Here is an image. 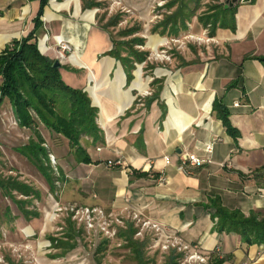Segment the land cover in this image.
I'll use <instances>...</instances> for the list:
<instances>
[{
  "label": "crops",
  "instance_id": "obj_1",
  "mask_svg": "<svg viewBox=\"0 0 264 264\" xmlns=\"http://www.w3.org/2000/svg\"><path fill=\"white\" fill-rule=\"evenodd\" d=\"M89 1L48 0L33 39L52 60L57 41L72 45L70 60L61 63L62 79L85 91L98 110L101 139L94 144L88 137L80 140L90 163H78L68 141L42 125L48 136L66 141L67 153L61 154L56 147L55 153L65 182L76 184L71 200L124 218L136 213L163 232L198 245L208 256L217 251L218 264H264V244L247 245L236 233L213 231L214 222L204 208L209 199L219 198L228 209L264 215V62L258 59L264 56V0L223 5L233 15L218 16L215 25L201 21L211 1L200 0L176 35L157 26L164 14L175 10L176 5L165 7L170 0H114L136 12L137 33L143 45L153 50L168 37L207 38L204 44L184 46L167 65L133 63L129 72L126 64L108 54L113 48L111 35L98 25L96 5L84 7ZM159 2L164 3L161 18L148 28V11ZM38 9V0H0V53L34 30ZM214 101L227 110L236 137L227 133L216 116ZM37 130L45 145L39 126ZM207 142L213 143L211 154L204 150ZM186 153L209 157L211 162L181 172L177 166ZM117 160L119 164H107ZM159 176L164 181H158ZM42 178L49 192L56 193V186L52 191ZM36 214L24 219L39 217ZM78 241L79 237L73 250ZM71 251L56 258H65Z\"/></svg>",
  "mask_w": 264,
  "mask_h": 264
},
{
  "label": "trees",
  "instance_id": "obj_2",
  "mask_svg": "<svg viewBox=\"0 0 264 264\" xmlns=\"http://www.w3.org/2000/svg\"><path fill=\"white\" fill-rule=\"evenodd\" d=\"M38 1L39 9L34 18V30L25 38L13 40L0 53V102L7 99L17 126L31 130L32 136L29 137L27 143L18 147L17 151L36 167L53 191L57 178H55V173L49 164V152L37 130L38 126L41 124L51 133L65 138L78 163L91 162L80 144L81 138L88 137L93 144L101 138L100 129L96 122L98 110L91 105L87 93L82 89L73 88L66 84L62 79L60 68L53 67L54 60L42 54L37 42L33 40L35 29L41 25L40 17L48 2V0ZM210 1L206 4L205 14L201 19L204 25H215L218 16H226L229 12L231 13L230 8L225 9L220 0ZM192 3L194 6L190 7L189 5ZM92 5H96L93 0L89 3L84 2V7ZM174 5H176L175 10L170 14H164L157 26L161 27L163 32L168 31L170 34L176 35L179 29L185 27V21L194 15L200 5V0H170L165 4V7L171 8ZM212 11H216V13L214 14ZM100 21L98 19L99 23ZM117 21L118 16L109 18L100 27L109 32V27H114ZM139 31L140 27L133 25L120 30L118 33L121 37H127ZM111 38L113 48L108 54L126 64L128 72L134 68L133 63H142L146 60L147 52L135 48L137 45H143V38L139 36L124 40H115L113 36ZM121 50H125L126 54L122 55ZM258 59L264 62V56ZM212 109L221 120L227 133L236 137L237 130L231 125L227 110L217 101H214ZM0 190L4 196L21 205L20 209L25 218L37 216V212H29L22 205L30 203V198L39 195L30 184L18 180L16 177L0 175ZM15 194L24 196L26 200H16ZM204 208L210 213L214 222L213 231L236 233L247 245L264 244V215L261 212L253 211L245 215L239 209L226 208L219 198L209 199ZM66 222L62 236L48 237L52 247L59 250L52 255L53 258L64 256L73 250L76 247V238L80 237L82 232V228L76 227L75 222L70 217L67 218ZM124 227V229H118L117 237L125 242V246L130 249L138 264H147L142 260L140 254L144 242L133 239L137 228L130 221H126ZM107 243V239L99 242L96 253L103 252ZM181 257V253H175L172 250L165 264H178ZM95 261L96 264L100 263L99 259ZM220 261L216 255L212 254L209 256L208 264H218Z\"/></svg>",
  "mask_w": 264,
  "mask_h": 264
},
{
  "label": "rangeland",
  "instance_id": "obj_3",
  "mask_svg": "<svg viewBox=\"0 0 264 264\" xmlns=\"http://www.w3.org/2000/svg\"><path fill=\"white\" fill-rule=\"evenodd\" d=\"M96 2V20L100 19L98 25L104 24L107 19L118 16V21L114 27H109L110 35L115 40H124L139 36V33L127 37H121L119 31L136 25L138 21L136 12L131 7H125L120 1L114 0H93ZM163 2H159L151 7L148 12L150 24L161 18L160 11ZM146 34V33H143ZM164 42L151 49L146 44L137 45L135 48L139 51L147 52V63L157 65H167L171 63L177 51H182L188 44L201 45L207 41L204 35L194 36L186 35L179 38H164ZM69 46V50L62 52L60 55L61 45L58 42L53 45L56 54L55 60L64 63L74 48L70 43L62 40ZM124 52V51H123ZM70 60V59H69ZM39 129L45 136V146L48 152L53 155L57 171L55 172L56 193H50L48 186L39 172L31 165L23 155H20L17 148L27 143L31 132L28 129L17 127L13 119L8 101L0 108V175L4 177L12 176L18 180L30 184L38 192V196L29 199L30 203L22 204L29 212H38L40 215L31 220L24 219L21 212V205L16 204L7 196H4L0 190V264H94L99 259V264H138L133 258L132 252L125 246V242L117 237V234L111 238L100 233L97 229L85 228L79 221H75L76 227H81L82 232L79 237V246L71 251L65 258H51L58 251L52 247L48 237H59L64 231L69 217L65 207H95L94 204H83L71 200L70 193L76 194V184L70 185L65 182L64 173L60 170V165L55 153V147L59 148L61 154L67 153L66 141L55 135L48 136L42 125ZM68 170V167L64 168ZM64 172V171H63ZM80 193V192H79ZM16 200H26L24 196L15 194ZM28 200V199H27ZM94 205V206H93ZM61 208V209H58ZM105 214H110L113 218L112 228L118 232V229H124L126 218L133 222L137 231L140 229L139 224L132 220V216L122 217L110 213L103 209ZM104 239L108 240L103 252L96 253L99 242ZM133 239L144 242L140 254L142 260L147 264H165L167 258L174 249H163V238L157 239L156 234L151 229H142L139 235L136 233ZM175 253H179L174 250ZM56 252V253H55ZM182 254V253H181ZM183 254L178 264L183 262Z\"/></svg>",
  "mask_w": 264,
  "mask_h": 264
},
{
  "label": "built area",
  "instance_id": "obj_4",
  "mask_svg": "<svg viewBox=\"0 0 264 264\" xmlns=\"http://www.w3.org/2000/svg\"><path fill=\"white\" fill-rule=\"evenodd\" d=\"M61 45L60 55L62 52L69 50V46L62 40L57 41ZM235 105H237L235 103ZM100 148H97L99 150ZM204 150L207 154H211L213 151V143L207 142L204 146ZM49 164L52 167L54 173L57 171L55 159L52 154L49 153ZM165 163L169 164L170 159L164 157ZM209 157L202 158L192 153H186L180 156L178 163V170L184 173H189L192 168H198L203 166L205 163H210ZM120 161L111 162L107 164L109 166L119 164ZM158 181H164L162 176L158 177ZM61 209V208H58ZM68 211L69 217L72 221H79L85 228L97 229L100 233L106 235L107 238H111L117 234L115 229L112 228L113 218L110 214H105L102 208L95 207H76L68 206L64 208ZM132 220L139 224L140 229L136 232V235L141 233L142 229H151L155 232L157 239L163 238L162 248L163 249H174L179 253L183 254V262L180 264H208L209 256L201 252L200 247L196 244H188L183 242L179 237L170 235L162 231V229L155 223H151L147 220H142L136 213L132 215ZM215 255L218 257V252Z\"/></svg>",
  "mask_w": 264,
  "mask_h": 264
},
{
  "label": "water",
  "instance_id": "obj_5",
  "mask_svg": "<svg viewBox=\"0 0 264 264\" xmlns=\"http://www.w3.org/2000/svg\"><path fill=\"white\" fill-rule=\"evenodd\" d=\"M237 0H226L223 5L225 8L229 7V6H232ZM244 1V0H243ZM245 1H248V0H245ZM53 67L54 68H60L61 67V62L59 60H54L53 62Z\"/></svg>",
  "mask_w": 264,
  "mask_h": 264
},
{
  "label": "bare ground",
  "instance_id": "obj_6",
  "mask_svg": "<svg viewBox=\"0 0 264 264\" xmlns=\"http://www.w3.org/2000/svg\"><path fill=\"white\" fill-rule=\"evenodd\" d=\"M72 56V54L69 56V58Z\"/></svg>",
  "mask_w": 264,
  "mask_h": 264
}]
</instances>
